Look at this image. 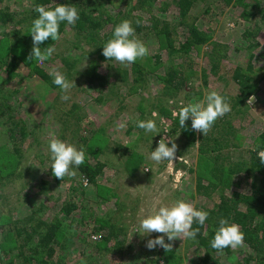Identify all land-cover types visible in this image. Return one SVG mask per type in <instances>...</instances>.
<instances>
[{
	"label": "trees",
	"instance_id": "trees-1",
	"mask_svg": "<svg viewBox=\"0 0 264 264\" xmlns=\"http://www.w3.org/2000/svg\"><path fill=\"white\" fill-rule=\"evenodd\" d=\"M4 1L0 0V5ZM202 1L205 0H172L171 5L177 11L175 25L163 17L164 13L162 12H165L166 6L162 9L156 8L157 13L161 12V15H156L157 13L153 11L155 0H32L29 9L19 12L12 13L6 7L2 8L0 10V198L5 195V186L10 178L19 172L18 160L22 156L23 145L31 137L36 141L34 136L36 133L28 132L26 120L17 118L16 111L25 107L28 109L34 105L35 98H44L43 95L37 96L32 88L37 81L40 82V85H46L51 91L59 90L52 83V77L49 75L46 64L43 68L38 65L40 62H31L28 59L32 48L29 28L32 19L37 15L34 7L36 4H43L46 7L54 8L56 4L71 3L80 9V19L75 26L62 23L60 33L62 35L66 28L72 29L76 36L80 37L81 42L91 50L77 58L62 57L60 59L66 68L64 73L67 77L79 62L86 59L88 70L84 75L88 82H96L101 88L105 86L106 79L98 73L99 63L97 64L95 59L106 63L101 52L102 46L111 38L113 27L122 20H131L137 35H144L142 38L150 39L157 45L155 55H148L146 58L126 66L129 71L118 69V73L115 72L124 83H127L128 77H130L133 86L137 89H143L148 82L153 80L156 84L154 86L156 95L150 102H152L151 107L157 117L153 118L151 112H146L145 106H148L150 102L142 99L136 107V111L139 113L136 120L155 119L159 133L153 137L152 133H145L142 129L136 128L135 122L129 125L128 130L134 129L138 132L134 137L135 143L128 147H119L124 150L121 155L124 157L123 163L128 175L134 176L144 163L145 156L137 149H149L151 143L152 150L157 146V140L160 139L162 133L161 120H167L169 123L170 134H176L179 130L178 135L181 137L194 138L192 137L194 133L189 128L191 122L186 121L185 129L181 130L178 118L173 115L174 108L178 110L176 104L180 101L181 95L184 94L186 97L188 84L193 87L195 79L198 77L201 78L203 86L208 90L210 88L207 80L210 77H212L210 80L212 79L216 85L223 83L219 88V93L230 101L231 112L219 118L206 135L198 132V143L196 142L198 161L201 164L200 172L203 174L201 178L209 183L207 190L216 196L218 203L212 209L206 208L205 211L209 212V218L203 226L193 224V228L199 229L196 240L183 239L182 245L183 249L193 253L195 264H221L226 261H229L230 264H239L231 248H226L222 254H217L209 243L213 238L218 219L225 217L238 223L244 233L243 247L246 249L242 254V263L264 264V163L257 157V152L264 150V124L251 129L252 134L250 135L244 123L248 114L252 115L256 110L263 109V105L260 106V104H264L259 87L262 81L264 82V56L260 54V44L256 39L261 30L260 26L264 28V7H261L256 0H251L252 2L218 0L225 6L233 3L235 7L243 8L240 18L247 27L241 33L238 32L239 38L235 42L236 45L230 47L214 42L209 33L199 29L195 22L190 20L194 5ZM208 10L210 12L209 8ZM254 18H257V22H254ZM136 21L140 22L138 26ZM144 22H147L148 25H143ZM106 25L111 27L110 31L100 35ZM179 28L183 30L184 40L176 43ZM54 42L49 38L40 47H48ZM204 47L209 48L203 52L207 58L209 71L201 70L199 75L198 66L191 60V55H199ZM160 52L166 53L169 59L168 65L162 60ZM176 57L179 58L174 59ZM230 57H232L235 66L231 64ZM239 59H244L245 64H239ZM44 63H48V60ZM222 69H228L230 72L225 83L221 82ZM187 93L189 94V92ZM193 93L189 95L187 102L193 101ZM199 93L197 92L196 96ZM250 97H255L252 104L249 102ZM99 100V96L95 98V101L99 102ZM169 101H174V103L170 104ZM73 108L76 107L73 106ZM231 114L240 122L239 125L233 123L232 119L229 120ZM257 121L256 118L255 123ZM219 124L223 126L220 129L218 128ZM108 140L104 136L103 130L99 129L86 141L87 158L77 170L82 182L87 181L90 185H94L102 174L106 164L98 162L91 165L89 157L95 158L102 155L107 150ZM111 151L117 150L111 149ZM176 163L178 164V162ZM48 174L52 178L42 179L38 185L44 193L53 192L55 188L61 186L62 182L64 185L69 181L71 182L70 192L78 193L77 191L81 190L72 185L73 179L59 180L54 177L51 174V168ZM242 181L250 183L248 195L237 191L226 195L225 192L230 188L237 190ZM97 197L99 203L103 204L109 201L104 193L100 192V188H98ZM60 211L65 219H70L72 223V225H68L70 229L75 224L73 229L82 226L85 230L81 232L82 236L77 237L81 244L84 245L86 241L87 246L89 243H93L94 249H108L110 243L113 247H122L124 242V236H121L122 229L110 223L107 218H95L92 225L88 224L91 225L90 227L84 228L85 221L88 222L89 218L83 214L85 212L83 208L78 207L75 203H66L60 207ZM0 214V221L6 223L10 220V218L6 219L2 212ZM90 215L93 217V213ZM31 219L29 217L27 222L30 223ZM65 219L58 220L55 224H45L40 220L39 224L43 228L41 227L42 231L37 233L33 229L38 240L35 250L31 251L30 259H37L39 264H59L58 260L53 259L54 249L62 248L60 243L67 241L71 243L74 237L73 235L66 236ZM5 223L0 226L1 255H8L4 253L7 241L11 242L12 248L15 245L17 248H23V244L16 243V238L20 236L18 226L20 221L12 223L16 232L15 237L12 236L13 241L6 238V235H9L7 232L10 233V229L7 227L11 223L4 225ZM22 223L24 225L23 221ZM97 223L98 225L95 227ZM22 230L25 233L28 231L24 226ZM29 234L31 233L27 232L26 240H31L34 237ZM93 235L98 238L95 242L91 241ZM165 241L175 247H179L180 244L177 239L171 242L166 239ZM175 247H172L171 251L160 248L159 251H155L157 258L149 262L152 264H159L158 261H161L162 264H185V258Z\"/></svg>",
	"mask_w": 264,
	"mask_h": 264
},
{
	"label": "rangeland",
	"instance_id": "rangeland-1",
	"mask_svg": "<svg viewBox=\"0 0 264 264\" xmlns=\"http://www.w3.org/2000/svg\"><path fill=\"white\" fill-rule=\"evenodd\" d=\"M31 1L5 0L0 5V10L6 7L9 12H19L29 9ZM171 1L157 0L156 2L155 0L153 11L157 13L156 8L162 9L166 6L165 12H162L164 13L163 17L175 25L177 11L171 5ZM247 1L252 2L251 0ZM256 1L261 7H264V0ZM242 11V7H235L233 3L225 6L218 0H205L194 5L190 20L195 22V25L199 29L209 33L214 42L234 47L237 38H239L238 32L241 33L247 27L240 18ZM160 13L158 12L156 15H161ZM254 19V22H257V18ZM146 24L147 22H144L143 25L147 26L148 24ZM260 28L261 30L256 39L260 44V54L264 56V28L261 26ZM110 29L111 27L104 26L100 35L108 33ZM177 35L176 43L182 42L184 40L182 28L178 29ZM143 36L137 35L139 39H143L142 41L148 45L149 55H155L157 53V45L150 39L142 38ZM54 47L55 52L48 60V63L43 62L38 63V65L45 68L46 64L49 71L59 70L63 73L66 72V68L61 63L60 59L62 57L77 58L79 55L88 53L91 50L81 42L80 37H77L72 29L68 28L61 35L60 40L54 42ZM208 49L204 47L199 55H191V60L198 66L199 75L201 74V70L209 71L207 58L203 53ZM160 53L162 60L168 65L169 59L166 53ZM177 58L179 57L174 59ZM230 59L232 60V57ZM95 60L97 64L99 63L98 73L106 79L104 87H99V84L96 82H88L87 77L84 75L86 70H88L86 67L88 61L84 59L72 69L70 75L67 77L70 80H74L77 87L72 90L70 101L62 102L59 90L51 91L44 85H40V82L37 81L32 88L37 96L43 95L44 98H35L36 101L34 105L28 108L29 110L25 107L16 111L17 118L20 117L26 120L28 132L36 133L34 135L36 141L31 137L23 145L22 156L18 160L19 172L15 173L16 176L14 175L10 178L7 186H5V195L0 198V213L2 212L6 216V219L10 218L6 223L0 221V226L3 223H5L4 225L11 223L7 227V229H10V233L7 232L9 235H6V238H10L13 241L12 236L15 237L16 232L12 223L20 221L18 225L20 236L16 238V243L23 244L22 249L17 248L16 245L12 248L11 242L7 241L4 246L6 248L4 253L8 255L0 254V264H39L37 259H30L31 251L35 250L38 240V236L35 235L34 230L36 233L42 231L43 227L39 224L40 220L45 222V224H55L58 220L65 219L61 214L60 207L66 203H75V205L84 209L85 212L83 214L89 218L88 222L85 221L84 228L90 227L94 223L93 220L95 218H107L110 223L122 229L121 236H124V242L122 247L119 248L111 246L112 244L110 243L108 249H94L93 243H89L88 246L86 245L87 241L83 245L77 237L82 236L81 232L85 230L82 226L73 229L75 224L70 229L68 225H72V223L70 219L67 220L66 218L64 220L66 221L64 224L66 236L73 235L74 237L71 243L68 241L60 243L62 248L56 247L54 249L55 256L53 259L58 260L59 264H152L149 261L157 258V252L155 253V251H159L161 247L157 246L149 250L146 247V243L149 239H154L156 236L163 234L152 233L150 236H142L139 230V221L154 205L158 202L168 204L184 197H187L196 208L203 210H206V208L212 209L218 203L216 196L212 195L210 190H207L209 183L201 178L203 174L200 172L201 164L198 161L196 146L198 132L191 129V124L189 128L193 131L194 136L192 137L194 138H183L178 135L179 130L176 134H170L169 123L167 120H161L162 133L159 138L175 139L174 142L177 145V159L174 161V165H170L167 162L156 164L147 159V151L149 149L139 148L137 149L139 150L138 152L143 153L145 156L144 163L134 176L128 175L123 163L124 157L121 154L124 152V147L135 143L134 137L138 134L136 130H128V128L130 127L129 125L134 124L136 119H138L139 113L136 111L138 102L142 99L150 102L155 98L156 87L154 86L156 84L153 80L148 82L143 89H137L133 86L130 77H128V82L124 83L117 74L118 69L129 71L126 66L114 60H106V63H101L103 61L97 59ZM239 61V64H245L244 59H239ZM231 64L235 66L233 60ZM228 76H230L229 70L222 69L220 73L221 82L225 83ZM210 78L207 80L210 90L203 86L199 77L195 79L193 87L188 84L186 97H184V94L181 95L180 101L176 104L177 107L181 106V101L187 102L189 95L193 92V100L197 98L202 99L206 90L219 92V88L223 83L222 85L221 83L216 85ZM259 87L264 100L263 81ZM197 92L200 93L196 96ZM98 96L100 98L99 102L95 101V98ZM254 101L252 100L250 104L254 103ZM151 104L152 102L148 106H145V110L146 112H151V116L154 118ZM260 106L263 109L256 110L252 115L248 114L244 120L250 135L252 134L251 129L264 124V104H260ZM171 107L173 108V106ZM231 115L229 116V120L232 119L233 123L239 125L240 122L236 120L233 114ZM256 118L258 120L257 123H255ZM63 119L64 121H62ZM121 122H126L127 127L122 131H117L116 126ZM222 127L219 124L218 128ZM99 129L103 130L104 136L109 140L107 141V150L102 155L95 158L89 157L91 165L98 162L106 164L105 169L97 178L95 184L90 185L87 181L82 182L83 180H81L82 178L77 172V175L70 179L74 181L72 185L81 189L77 191L78 193L70 192V181L64 185H62V182L61 186L55 188L53 192H42L40 187H38L40 180L52 178L48 174L50 161L47 144L50 134L54 133L60 139L75 143L77 146L83 145L86 150V141ZM159 140H157V143ZM111 149L117 151L112 152ZM179 169L183 170V174H177V170ZM67 178L64 177V180ZM249 186V181H242L237 190L236 188H230L225 193L228 195L233 191H237L248 195L250 192ZM94 187L96 188L94 189ZM98 188L109 199L107 203L102 204L98 202ZM91 213H93V217L90 215ZM29 217L32 218L30 223L27 222ZM89 223L91 225H88ZM97 225L98 223L95 227ZM23 226L27 228L28 233L30 232L34 236L31 240H26L27 232L25 233L22 230ZM91 237L92 242L98 239L94 235ZM0 238L2 239L1 234ZM165 239L167 240L166 237ZM182 240V237L177 238L178 243H180L179 247H172H175L183 255L185 264H195L193 253L190 250L186 251L183 249ZM245 249L243 246L231 249L239 264H243L241 259ZM158 263L162 264L161 261H158ZM221 264H230V262L226 261Z\"/></svg>",
	"mask_w": 264,
	"mask_h": 264
},
{
	"label": "clouds",
	"instance_id": "clouds-1",
	"mask_svg": "<svg viewBox=\"0 0 264 264\" xmlns=\"http://www.w3.org/2000/svg\"><path fill=\"white\" fill-rule=\"evenodd\" d=\"M34 11L37 15L32 19L29 28L32 48L28 59L31 62L43 63L52 57L55 47L54 44L45 48H41L40 45L49 38L53 42L60 40L61 24L75 26L80 19V9L71 3L56 4L54 8L36 4ZM139 23L136 21L137 26ZM102 55L106 60H114L121 65L128 66L146 58L149 55V47L137 37L133 22L125 19L113 27L111 38L102 46ZM49 75L52 77V83L60 91V100L70 101L72 90L77 88L74 80L68 79L66 74L59 70H51ZM254 99L255 97H250L249 102L251 103ZM169 103H174V101H169ZM230 112L231 103L225 96L215 90H206L202 99L181 101V106L173 112V115L178 118L181 130L185 129L186 121H190L192 130L206 135L219 118ZM152 115L155 117L157 114L153 112ZM126 127L127 123L121 122L116 126V130L122 131ZM135 127L142 129L145 133H152L153 137L159 133L155 119L136 120ZM174 140L161 138L154 150H152L151 143L147 151V159L156 164L167 162L174 165L177 159V145ZM47 149L51 174L59 180L64 177H75L77 170L87 158L83 145L77 146L75 143L62 140L54 133L50 134ZM257 157L264 163V150L257 152ZM177 174H183V170H177ZM208 218V211L196 208L187 197H184L168 204L158 202L140 219L139 230L142 236H150L152 233L163 234L147 241L146 247L149 250L159 246L165 251H171L172 244L166 243L165 237L169 242L180 237L195 241L199 229L193 228V224L203 226ZM209 243L217 254H222L226 248L237 249L244 246V233L238 223L221 217L217 221L213 238Z\"/></svg>",
	"mask_w": 264,
	"mask_h": 264
}]
</instances>
